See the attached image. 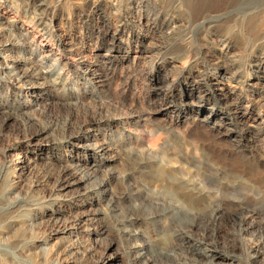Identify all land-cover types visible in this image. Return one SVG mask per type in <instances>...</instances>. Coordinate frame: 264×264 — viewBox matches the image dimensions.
Segmentation results:
<instances>
[{
	"label": "rangeland",
	"instance_id": "1",
	"mask_svg": "<svg viewBox=\"0 0 264 264\" xmlns=\"http://www.w3.org/2000/svg\"><path fill=\"white\" fill-rule=\"evenodd\" d=\"M0 264H264V0H0Z\"/></svg>",
	"mask_w": 264,
	"mask_h": 264
},
{
	"label": "bare ground",
	"instance_id": "2",
	"mask_svg": "<svg viewBox=\"0 0 264 264\" xmlns=\"http://www.w3.org/2000/svg\"><path fill=\"white\" fill-rule=\"evenodd\" d=\"M209 118V117H208ZM5 119V118H4ZM34 134H35V132H34ZM76 179V178H75ZM72 180V179H71ZM74 180V179H73ZM83 181V180H82ZM67 183V182H66ZM214 221V220H213ZM236 223V222H235ZM207 229V228H206ZM207 231V230H206ZM186 235V234H185ZM192 237V236H191ZM212 237V236H211ZM185 240V239H184ZM187 242V241H186ZM202 243V242H201ZM199 248H200V246H199ZM188 249V248H187ZM193 249V248H192ZM196 253H195V256H197V257H202V256H207L206 255V253L207 252H205V251H202V247H201V250H196L195 251ZM214 256V255H213ZM208 258V257H207ZM198 259V258H197ZM201 259V258H200ZM217 262V261H216Z\"/></svg>",
	"mask_w": 264,
	"mask_h": 264
}]
</instances>
